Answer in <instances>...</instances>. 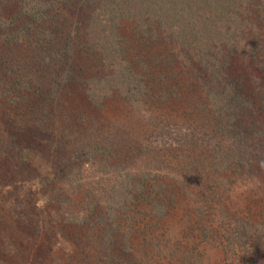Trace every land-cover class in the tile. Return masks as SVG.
<instances>
[{
	"label": "rangeland",
	"instance_id": "374dc122",
	"mask_svg": "<svg viewBox=\"0 0 264 264\" xmlns=\"http://www.w3.org/2000/svg\"><path fill=\"white\" fill-rule=\"evenodd\" d=\"M148 1L89 0L75 25L62 0L0 3V264H264V230L238 228L264 221V0H205L199 41L248 44L215 67L151 11L182 0ZM224 84L250 107H212Z\"/></svg>",
	"mask_w": 264,
	"mask_h": 264
},
{
	"label": "trees",
	"instance_id": "16d2710c",
	"mask_svg": "<svg viewBox=\"0 0 264 264\" xmlns=\"http://www.w3.org/2000/svg\"><path fill=\"white\" fill-rule=\"evenodd\" d=\"M3 1H6V0H0V3L1 2L3 3ZM62 1L65 2V5L67 4L70 7L71 13L76 15V17H75L76 19L73 17L70 20V22H68L69 24L75 25L77 22V17L78 16H79V18L83 17V16H81V13H80L81 10H77L78 4L83 3V5L87 6V1H89V0H62ZM216 1H219V0H216ZM222 1L224 2V4L225 3L228 4L227 6H225V9H227V8L232 6V1H237V0H222ZM30 2H31V5H29V10L31 11L32 14H34L36 16H40L41 12L44 8H46L45 9L46 12L51 13V11L55 7V0H33V1L30 0ZM206 4H207V2H205V0L204 1L203 0H182L181 5L178 8H176V9L170 8V11H168L169 8H166V7L163 8L162 6H160V8H158V9H156V8L152 9V5H155L154 0H149L147 2V5H149L148 9H150V8L152 9L151 11L154 13V16H159L160 21L158 23H162L163 22L162 19H165V18H166V20L172 19V21L175 23H176V21L180 22V23H177L178 26H176V28H174L175 26H173L174 34H176V36L180 37V38L176 37V40H178V42L180 43L181 46L189 45V46L193 47L194 50H190V51L192 52V57L194 58L195 62L199 63L202 60V59H200V57L196 58V57H198V49H199L201 52L200 56L203 59L207 60L208 63H211L213 67H215V62L216 63L218 62L217 59H215L216 57H219V58L222 57L221 59L223 60L225 56L222 54H225L226 51L230 52L233 55V54L239 52V50L241 48V43L242 44H247V43L243 42L242 32H239L238 34L233 33V34H228V36H223V35L219 34V32H212L211 31V32L207 33V35H205L206 37L204 39L199 41L198 33L202 30V28H201V26H198V23L195 24V20L200 15L204 16L205 11L207 10V6H205ZM2 5H3L2 10L4 11L5 6H4V4H2ZM111 5L113 6L114 4H111ZM104 8H106V6ZM236 9L241 11V10H243V7L238 5L236 7ZM151 11L150 10L147 11V14L151 13ZM105 17H106L105 12H97L96 14L94 13L92 15V17L88 19L89 27H91V29H93L94 25L101 23ZM175 23H173V25ZM236 28H238V30H239V27H235L234 29H236ZM209 29H210V27L206 28L207 31ZM54 39H55V37H54ZM247 46H248V44H247ZM7 49L8 48H4L2 50L6 52ZM211 50L213 52H215L216 54H213V52ZM224 65H225V63H224ZM224 69L226 71L227 67L225 68V66H224ZM30 76H31V78H33V74ZM112 79L118 81L117 84L121 87L130 86V84L132 82V79L130 77H127L126 74H123L120 71L117 72L116 76L113 75ZM228 80L229 79H226L225 81L228 82ZM239 93H240V89L236 90L232 86H226V84H224V86H216V88L213 90V92L211 94L213 96V100H214V101L213 100L211 101V106L214 107L215 109H217V108L218 109H228L231 106L233 107L235 104L242 105V106L245 105V107H247V106L250 107V103L248 104V101L246 100V98H239L238 97ZM59 105H61V104H59ZM30 122H27V126L30 125ZM18 152L21 153L20 151H18ZM237 156L248 160L247 161L248 164L250 163V157L245 152L243 153L240 151V152L231 154V157H237ZM237 161L238 160L233 161L232 166H225L224 165L223 170H219L218 173H220V174L227 173L230 169H232L233 167H236ZM213 171L217 174V171H215V170H213ZM248 172L249 171H245V174ZM125 204L126 203L124 202V205ZM120 207H122V206H120ZM108 209H109V212H108L109 214H108L107 220L109 222H112V220L116 219L115 218L116 215H115V213L114 214L112 213L111 207H108ZM104 218H106V217H104ZM253 222H255V221L251 222V220L248 219L247 217L238 219V228H240V227L243 228L241 230L242 232H244V230H245V232L256 233L258 235H261V232L264 230V221L262 223L261 222L253 223ZM103 246L106 249H110L109 248L110 247V241L109 240L105 241L103 243ZM105 255H107V254H105ZM105 257H106V260L108 259V261H109L108 263L111 264V261H110L111 258H109V256L108 257L105 256Z\"/></svg>",
	"mask_w": 264,
	"mask_h": 264
},
{
	"label": "clouds",
	"instance_id": "9594fccd",
	"mask_svg": "<svg viewBox=\"0 0 264 264\" xmlns=\"http://www.w3.org/2000/svg\"><path fill=\"white\" fill-rule=\"evenodd\" d=\"M262 166H264V165H262Z\"/></svg>",
	"mask_w": 264,
	"mask_h": 264
}]
</instances>
